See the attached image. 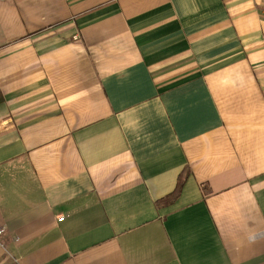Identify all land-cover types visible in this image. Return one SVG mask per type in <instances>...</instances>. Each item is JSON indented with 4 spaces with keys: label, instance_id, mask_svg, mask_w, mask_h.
Here are the masks:
<instances>
[{
    "label": "crops",
    "instance_id": "crops-1",
    "mask_svg": "<svg viewBox=\"0 0 264 264\" xmlns=\"http://www.w3.org/2000/svg\"><path fill=\"white\" fill-rule=\"evenodd\" d=\"M259 10L0 0V264H264Z\"/></svg>",
    "mask_w": 264,
    "mask_h": 264
},
{
    "label": "built area",
    "instance_id": "built-area-1",
    "mask_svg": "<svg viewBox=\"0 0 264 264\" xmlns=\"http://www.w3.org/2000/svg\"><path fill=\"white\" fill-rule=\"evenodd\" d=\"M259 3V12H260V17L264 23V0H257ZM62 220V218L60 219V221ZM3 233V229L0 228V235Z\"/></svg>",
    "mask_w": 264,
    "mask_h": 264
}]
</instances>
